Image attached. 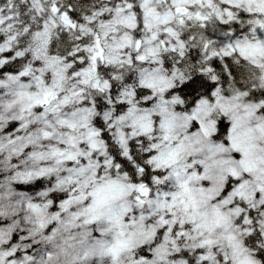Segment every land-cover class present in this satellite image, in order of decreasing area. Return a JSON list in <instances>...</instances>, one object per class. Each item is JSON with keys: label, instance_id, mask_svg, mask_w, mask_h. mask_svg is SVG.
Wrapping results in <instances>:
<instances>
[{"label": "rangeland", "instance_id": "obj_1", "mask_svg": "<svg viewBox=\"0 0 264 264\" xmlns=\"http://www.w3.org/2000/svg\"><path fill=\"white\" fill-rule=\"evenodd\" d=\"M32 1L37 3V0ZM138 1L143 30L132 41L129 30L135 25L134 15L125 0H104V4L91 17H85L83 23L77 24L78 33L83 38L90 34L89 42L82 43L87 57L82 68L70 69L68 60L48 53L51 28L47 25L36 31L29 40L24 39L19 52L26 51L30 60L39 62L35 70L39 72V76L47 74V81L36 83L37 90L32 92L27 89H19L18 92L15 85L11 105L5 111L23 121L22 131L27 128L25 117H30L31 110L41 103L49 107L54 117L44 116L46 121L36 142L30 140L28 134L24 135L23 141L31 143V148L21 163L5 170L0 176V184L3 183L5 187L8 182L24 180L41 172L49 175L54 173L60 180L61 171L54 170L59 162L77 159L83 145L99 148L90 112L82 108L81 111L76 105L75 97L85 84L107 88V83L96 73L100 63L131 64L135 59L142 63L137 73L138 85L149 89L150 94H155V99L146 105L136 106L131 102V95L127 94L126 117L121 118V122L127 125L128 134L147 132L152 124L158 128L159 138L154 143L156 149L153 165L164 168L174 180L173 188L168 194L160 197L156 192V202L151 201L148 196L140 201L145 203L148 212H152L158 208V201L161 199L165 207L172 212L181 211L192 222L194 226L191 239L197 243L196 231L201 247L198 259L202 264H221L223 261L227 264H261L243 246L238 236L240 231L227 212L224 200L228 198L221 197L220 191L227 175L237 179L233 194L243 201H249L250 209L260 210L262 213L259 235L264 246V102L244 101L240 95L226 98L215 91L211 94V100L198 101L189 113L173 112L171 105L162 100L161 93L171 85L174 76L166 75L163 71L158 50L162 46L174 47L172 23L203 16L197 11L201 6L209 7L220 22L230 15L227 6H240L248 12H258V18L262 16L264 21V0H217L224 3L221 9L212 0ZM178 7H183L184 12L178 11ZM218 10L221 11L220 14ZM259 28L264 31L263 23H260ZM232 49L261 66L264 64V38L258 36L238 39L227 48ZM66 102L72 108L67 113H61V106ZM81 112L87 118L84 115L79 117ZM217 115H222L228 121L227 143L236 152V157L229 154L224 146L210 139ZM43 122L39 118L37 124L40 126ZM121 122L116 124L114 133L123 145L125 132ZM21 150V145L14 144L11 152L18 153ZM40 159L50 166H41L37 162ZM8 161L9 158L4 163ZM86 169L89 173H85L84 168L77 167L78 181L88 182L91 186L83 218H101V226L110 230V236H89L81 227L74 228L76 233L79 230L78 235L74 237L75 240H70V237L69 241L71 243L74 240L82 264H127L119 259L122 249L146 240L143 238L145 232L142 234L139 224L140 217L135 219L129 215L127 220L123 218L128 208L127 194L133 192L138 198V186L126 185L117 176L100 175L92 180L90 173L93 168ZM246 178L250 180L247 181ZM257 190L259 197L255 202L254 193ZM250 191L252 192L247 195ZM28 195L31 197V194ZM28 195L14 193L7 195L5 199L13 208L17 204H23L28 215V210L31 209ZM140 213L137 209L138 216ZM242 220L244 224L245 219ZM34 224L40 226L42 217H36ZM66 224L70 225V221L66 220L56 228H51L41 241L34 243L40 246L36 256L43 257L51 251L52 243L53 246L58 244L60 233ZM20 231L31 235L24 227H20ZM27 233L24 234L25 237H29ZM14 250L15 246L0 249V264H22V260L14 256ZM64 253L70 255L72 251L65 249Z\"/></svg>", "mask_w": 264, "mask_h": 264}, {"label": "trees", "instance_id": "obj_2", "mask_svg": "<svg viewBox=\"0 0 264 264\" xmlns=\"http://www.w3.org/2000/svg\"><path fill=\"white\" fill-rule=\"evenodd\" d=\"M125 1L130 4L136 23L129 30L132 41L143 30L141 10L138 0ZM103 4L104 0H37V3L32 0H0V176L25 159L31 143L23 141L24 135L28 134L29 139L36 142L39 132L43 130L45 117L51 118L44 111L43 105L39 104L31 110L30 117H25L27 128L22 131L23 121L5 111L11 105L15 85L36 91V83L47 81V74L39 76L35 70L39 62L30 60L26 51L19 52L24 39L29 40L36 31L47 25L51 28L48 53L68 60L70 69L82 68L87 58L82 43L89 42L90 34L83 38L78 33L77 24L83 23L85 17H91ZM229 10L231 18L226 23L218 22L206 6L197 10L203 16L172 23L174 47L162 46L158 50L163 69L167 75L174 76L171 86L162 97L164 102L171 105L172 110L188 113L198 101L211 100L213 91H219L223 97L240 95L244 101L264 102L263 67L252 64L235 51L220 53L229 41L228 33L246 34L252 21L256 22L254 16L237 6L229 7ZM257 19L264 26L262 16ZM141 67L142 63L135 59L131 64L100 63L96 73L107 83V88L85 84L75 97L77 106L93 112L91 120L103 143L100 149L83 146L77 159L59 162L54 170L61 171L60 180L54 173L49 175L41 172L24 180L8 182L5 187L3 183L0 184V249L15 246L14 256L21 259L22 264H82L74 244L79 230L76 233L74 228H84L89 236H110V230L101 226V218H83L91 186L85 181L77 184V167L84 168L85 173H89L86 167H91L92 180L100 175L117 176L126 185L138 186V198L133 192L127 194L128 208L123 218L127 220L129 215L135 219L140 217L139 224L142 234L145 232L143 238L146 240L128 249L125 246L119 259L127 264H202L198 259L201 247L196 231L197 243L191 239L192 222L181 211L167 213L165 205L161 204L148 212L145 203L140 201L147 196L153 199L156 187L160 191L169 192L174 185L162 167L153 165L156 149L154 143L159 138L157 127L153 125L147 134H127L125 149L114 133L116 124L126 117L124 96L131 92V102L136 106L143 105L144 95L149 97L147 88L138 85L137 73ZM9 89H12V93H8ZM154 98L155 95L152 96ZM71 108L69 102L61 106L63 113L69 112ZM39 118L44 120L40 126L37 124ZM227 127V120L217 116L211 138L225 145ZM14 144L21 145L22 150L12 153ZM8 158L9 161L4 163ZM37 162L41 166H50L48 163ZM235 181V178L228 177L220 195L229 199ZM7 190L9 193H6ZM14 193L31 194V197L28 195L31 205L28 215L23 204L13 208L5 199ZM137 209L141 211L139 216ZM227 212L231 217L234 216L233 224L242 230L239 238L243 246L264 264V246L259 235L261 211L250 209L249 204L232 196L227 203ZM38 216L42 217L40 226L34 224ZM66 220L70 221V225L66 224L67 227L62 229L58 244L53 246L52 243L51 251L43 257L36 256L40 246L35 244L45 237L48 230ZM20 227L31 232V235L20 231ZM26 233L29 237L24 236ZM69 238L74 240L70 243ZM65 249L72 253L65 254ZM221 264L227 263L223 261Z\"/></svg>", "mask_w": 264, "mask_h": 264}, {"label": "water", "instance_id": "obj_3", "mask_svg": "<svg viewBox=\"0 0 264 264\" xmlns=\"http://www.w3.org/2000/svg\"><path fill=\"white\" fill-rule=\"evenodd\" d=\"M180 10H182L181 8H179Z\"/></svg>", "mask_w": 264, "mask_h": 264}]
</instances>
